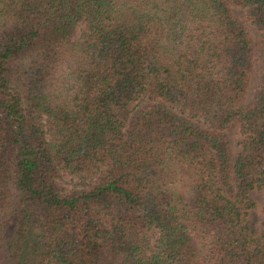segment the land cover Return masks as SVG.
Segmentation results:
<instances>
[{"label":"trees","instance_id":"16d2710c","mask_svg":"<svg viewBox=\"0 0 264 264\" xmlns=\"http://www.w3.org/2000/svg\"><path fill=\"white\" fill-rule=\"evenodd\" d=\"M253 187L264 0H0V264H264Z\"/></svg>","mask_w":264,"mask_h":264},{"label":"rangeland","instance_id":"374dc122","mask_svg":"<svg viewBox=\"0 0 264 264\" xmlns=\"http://www.w3.org/2000/svg\"><path fill=\"white\" fill-rule=\"evenodd\" d=\"M231 10L236 16L242 17V8H240L239 6L232 5ZM245 22L246 27L254 43L253 50L255 55L253 65L249 72V81L245 97L247 99L251 96L258 82L260 64L259 60L256 57L257 51L255 44L258 38V30L248 20H245ZM224 133L228 140L230 156L231 158H233L234 153L239 147L238 141L240 139V132L237 124H228L224 129ZM59 182L63 185H70L72 182V177L69 174L62 173ZM250 196L254 204L251 208L248 209L247 222L249 228L256 234H259L264 227V191L261 188L253 187L250 190Z\"/></svg>","mask_w":264,"mask_h":264}]
</instances>
